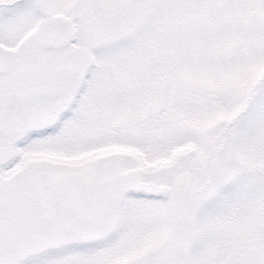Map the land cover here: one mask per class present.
<instances>
[{
	"label": "snow or ice",
	"instance_id": "6c2138e0",
	"mask_svg": "<svg viewBox=\"0 0 264 264\" xmlns=\"http://www.w3.org/2000/svg\"><path fill=\"white\" fill-rule=\"evenodd\" d=\"M0 264H264V0H0Z\"/></svg>",
	"mask_w": 264,
	"mask_h": 264
}]
</instances>
